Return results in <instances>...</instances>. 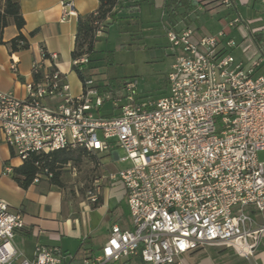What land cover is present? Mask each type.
<instances>
[{
    "label": "built area",
    "instance_id": "2783aa9c",
    "mask_svg": "<svg viewBox=\"0 0 264 264\" xmlns=\"http://www.w3.org/2000/svg\"><path fill=\"white\" fill-rule=\"evenodd\" d=\"M232 1L219 3L228 7ZM259 4L264 12V0ZM61 9L63 18L75 15L73 0L62 1ZM242 25L249 38L257 32L240 15L227 28ZM165 36L175 60L167 93L156 99L140 97L135 80L125 82L123 95L102 92L88 80L71 96L56 68L57 54L43 48L23 99L0 90V131L20 162L80 148L130 163L106 177L124 191L130 227L113 225L101 255L83 264L129 257L183 264V256L205 247L254 260L264 237V224L257 221L264 214V46H244L247 36L237 43L225 31L198 35L191 27L169 29ZM87 63L86 55L71 61L80 69ZM106 104L109 113L101 114ZM118 148L125 153L121 159ZM12 171L4 165V175ZM50 177L43 170L33 182ZM99 191L95 181L89 205L98 202ZM24 228L22 214L0 199V264H64L55 247L37 245L32 258L18 250L14 237Z\"/></svg>",
    "mask_w": 264,
    "mask_h": 264
},
{
    "label": "crops",
    "instance_id": "0c3cea01",
    "mask_svg": "<svg viewBox=\"0 0 264 264\" xmlns=\"http://www.w3.org/2000/svg\"><path fill=\"white\" fill-rule=\"evenodd\" d=\"M62 1L65 0H19L24 26L21 29H17L14 25H9L3 31L2 39L6 44L0 45L1 91L11 92L19 99L25 97V85L33 81L32 62L38 59L39 49L43 48L47 52L57 54L56 68L68 83L70 95L78 96L81 93L82 83L72 70L71 65V52L74 47L77 18L78 16L95 12L99 6V0H73L75 15L67 18L62 17ZM196 1L199 2V6L189 15L187 20L178 18L174 20L173 24H169L167 21L165 25L163 24L165 34L169 29L181 31L187 27L193 28L198 35L217 34L220 31H225L229 38L241 43L243 42V37L247 36L245 29L243 27L228 29L227 23L236 15H240L243 21L244 18L264 15L259 4L260 0H244V5L239 0H233L228 7L222 6L219 3L220 0ZM144 2L155 5L164 16L162 10L163 0ZM139 9L136 12L135 9L125 6V8L119 10L117 17L118 19L134 20V18H138ZM208 14L217 16L222 14L217 19V23L223 24V27L211 30L212 32L206 30L201 19L203 17L207 18ZM247 29L250 32L253 31L248 27ZM254 31L259 34L258 45L263 47L264 24L262 29ZM19 34L24 37L28 47L24 50L13 52L7 43ZM243 44L251 48L257 46L252 36L250 38L247 36ZM232 54L236 59H242L243 57L240 49H234ZM12 59L17 61V73L11 70ZM103 108H105V112L101 114H108L109 105L106 104ZM95 156L102 169H105L107 164L115 163L114 160L107 156ZM6 164L16 168L22 162L12 157L10 150L5 144L3 133L0 131V199L5 201L12 211L20 212L24 218L25 228L17 233L14 239L18 237L24 243L26 239L34 241L32 249L28 252L20 250L16 246L26 257L32 258L35 247L43 245L48 248H57L63 256L64 264H83L86 259H93L101 255V248L105 244L110 228L113 225H118L123 229L130 227L126 203L124 204L127 220L120 224L123 215L118 210L117 205L121 203H116V197L120 202L125 200L124 191L119 184L111 185L107 181L106 177L109 173L105 174L107 170H104L105 176L103 178L93 181V183L97 182L100 191L97 205L92 206L88 204L87 192L93 183L87 189H74L73 195L68 194L65 188L51 184L45 178L40 179L36 183L33 182L27 188H22L11 176L3 174V167ZM260 216L262 215L258 217ZM102 232H104L103 236ZM95 241H100L99 255H96L94 251ZM203 252L204 249H199L183 256L182 263L213 264ZM67 256L70 257L69 261H67ZM233 256L235 255L233 254ZM235 257L245 264H264V251L258 252L257 250L254 260H244L237 256ZM134 259L142 263L139 257H129L128 261H133Z\"/></svg>",
    "mask_w": 264,
    "mask_h": 264
},
{
    "label": "rangeland",
    "instance_id": "374dc122",
    "mask_svg": "<svg viewBox=\"0 0 264 264\" xmlns=\"http://www.w3.org/2000/svg\"><path fill=\"white\" fill-rule=\"evenodd\" d=\"M221 15L208 14L207 18L203 17L201 20L206 30L211 31L223 27V24L217 23V19ZM165 22L166 17L162 15L159 8L149 2H143L140 4L137 19H118L116 23L111 24L106 34L96 43V53L92 56L90 63V72L96 86L107 94L123 95L125 82L135 80L139 96L142 98L156 99L166 94V76L175 57L163 30ZM244 22L251 30L262 29L264 15L244 18ZM242 26L244 29V25ZM107 52H112L110 58L107 56ZM103 112H105V108L101 109V113ZM117 150L119 158H123L125 156L123 150L119 148ZM105 167L102 169L97 159L84 156L81 163H71L61 169L63 187L68 194L73 195L74 189L90 188L95 179L103 178L104 170H107L105 174L110 171L124 170L130 167V163L116 161ZM116 203H121L117 206L123 215L120 223L123 224V221L127 220L125 200L120 202L116 197ZM257 220L264 224V215L258 217ZM102 233L103 236L104 232ZM14 243L20 250L28 252L32 249L34 241L26 239L24 243L16 237ZM99 244L100 241L94 242L96 255L100 254ZM203 249V254L213 264H245L225 248L205 247ZM259 251H264V237ZM69 259L70 257L67 256V261ZM107 264L142 263L137 259L128 261V258H123L119 262Z\"/></svg>",
    "mask_w": 264,
    "mask_h": 264
},
{
    "label": "trees",
    "instance_id": "16d2710c",
    "mask_svg": "<svg viewBox=\"0 0 264 264\" xmlns=\"http://www.w3.org/2000/svg\"><path fill=\"white\" fill-rule=\"evenodd\" d=\"M144 1L153 0H99V6L95 12L78 16L71 58L74 60L84 55L88 57V63L82 69L72 66V70L76 73L82 85L88 80H93L90 72V63L92 62V56L96 53L95 45L101 36L107 32V28L118 20L119 10L127 6V8L135 9L137 12L140 4ZM198 6L199 2L196 0H163L162 10L166 21L169 24H173L174 20L178 18L187 20ZM9 25H14L17 29H21L24 26L19 0H0V45L6 44L3 42L2 35L4 29ZM97 32H101L102 35L100 37L97 36ZM251 36L259 47V34L254 32L251 33ZM7 44L13 52L21 51L28 47L21 34L11 39ZM111 54L112 52H107L109 58ZM96 87L99 88L98 86ZM101 91L104 92L103 90ZM84 156L97 159L94 154L80 148L60 150L50 155L32 154L19 167L13 168L11 177L19 186L27 188L33 183L38 173L47 170L51 174V177L47 179L48 182L58 187H63L61 169L71 163H81ZM96 205L97 203L92 206Z\"/></svg>",
    "mask_w": 264,
    "mask_h": 264
}]
</instances>
